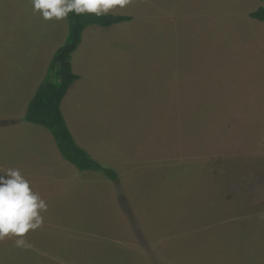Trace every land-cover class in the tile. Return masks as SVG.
<instances>
[{
	"label": "rangeland",
	"instance_id": "rangeland-1",
	"mask_svg": "<svg viewBox=\"0 0 264 264\" xmlns=\"http://www.w3.org/2000/svg\"><path fill=\"white\" fill-rule=\"evenodd\" d=\"M260 6L130 0L107 13L130 21L84 31L61 109L112 180L78 170L24 119L68 17L0 0V165L8 153L40 163L47 177L30 182L48 204L33 247L0 240V264H264V22L249 15Z\"/></svg>",
	"mask_w": 264,
	"mask_h": 264
},
{
	"label": "trees",
	"instance_id": "trees-1",
	"mask_svg": "<svg viewBox=\"0 0 264 264\" xmlns=\"http://www.w3.org/2000/svg\"><path fill=\"white\" fill-rule=\"evenodd\" d=\"M250 17L264 22V6L251 12ZM71 22L69 39L57 49L51 61L47 78L38 86L31 98L25 113V120L41 125L49 130L57 147L68 162L80 171H99L115 180L118 174L114 169L104 167L82 148L75 140L61 109V103L70 87L80 77L73 71L72 57L82 42V35L89 26L110 27L130 21L131 16L93 13L77 15L75 12L67 16ZM59 66V69H57ZM56 71L54 80L50 73Z\"/></svg>",
	"mask_w": 264,
	"mask_h": 264
},
{
	"label": "clouds",
	"instance_id": "clouds-1",
	"mask_svg": "<svg viewBox=\"0 0 264 264\" xmlns=\"http://www.w3.org/2000/svg\"><path fill=\"white\" fill-rule=\"evenodd\" d=\"M130 0H32L34 11L45 20H64L77 15L107 14L113 7H125ZM48 204L17 168L0 169V240L16 237L15 246L31 248L26 234L42 227Z\"/></svg>",
	"mask_w": 264,
	"mask_h": 264
},
{
	"label": "crops",
	"instance_id": "crops-1",
	"mask_svg": "<svg viewBox=\"0 0 264 264\" xmlns=\"http://www.w3.org/2000/svg\"><path fill=\"white\" fill-rule=\"evenodd\" d=\"M25 119V117H24ZM52 134V133H51ZM53 136V135H52ZM54 138V137H53ZM55 140V139H54ZM56 143V142H55ZM57 146V144H56ZM58 148V147H57ZM59 150V149H58ZM7 151H10L9 147L7 148ZM60 152V151H59ZM61 154V153H60ZM25 155V154H24ZM63 157V156H62ZM5 160L7 162H9L7 165H0V167L3 168V170H7L8 168H17L19 169L22 174L33 183H36V179L37 178H46L47 177V173L45 174V171H42L41 167L42 165H40V163L37 164L36 161H30V160H26L24 161L23 158V164H18L15 162V160L13 159V154L10 155V153H8L5 156ZM21 166V167H20ZM1 169V168H0ZM35 181H34V180Z\"/></svg>",
	"mask_w": 264,
	"mask_h": 264
}]
</instances>
